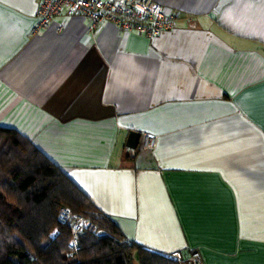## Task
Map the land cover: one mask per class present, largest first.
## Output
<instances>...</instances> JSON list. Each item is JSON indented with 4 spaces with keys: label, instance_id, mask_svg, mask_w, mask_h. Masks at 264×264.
<instances>
[{
    "label": "crops",
    "instance_id": "crops-1",
    "mask_svg": "<svg viewBox=\"0 0 264 264\" xmlns=\"http://www.w3.org/2000/svg\"><path fill=\"white\" fill-rule=\"evenodd\" d=\"M39 1L0 0V126L127 242L264 264V0H157L179 19L154 37L80 13L37 30Z\"/></svg>",
    "mask_w": 264,
    "mask_h": 264
},
{
    "label": "trees",
    "instance_id": "trees-1",
    "mask_svg": "<svg viewBox=\"0 0 264 264\" xmlns=\"http://www.w3.org/2000/svg\"><path fill=\"white\" fill-rule=\"evenodd\" d=\"M70 206L110 235L80 234L71 253L72 228L58 221ZM58 227V233L52 236ZM0 264H178L127 242L113 218L101 212L82 189L34 142L0 126Z\"/></svg>",
    "mask_w": 264,
    "mask_h": 264
},
{
    "label": "built area",
    "instance_id": "built-area-1",
    "mask_svg": "<svg viewBox=\"0 0 264 264\" xmlns=\"http://www.w3.org/2000/svg\"><path fill=\"white\" fill-rule=\"evenodd\" d=\"M66 14L72 16L80 13L89 20V30L95 31L102 22L110 21L123 30L133 31L154 37L176 26L179 19L177 13H169L157 0H40L37 10L39 17L37 30L47 27L53 19ZM62 24L59 26L61 30ZM141 144L145 148L154 149L157 146V136L143 133ZM58 221L72 228L70 240L71 253L80 249L78 237L85 232L96 235H110L118 242L124 240L105 232L96 221L75 212L70 206H61L58 212ZM56 227L52 236L58 233ZM159 253V252H158ZM162 256L178 264H204L197 251L185 253L181 249L169 252H160Z\"/></svg>",
    "mask_w": 264,
    "mask_h": 264
},
{
    "label": "water",
    "instance_id": "water-1",
    "mask_svg": "<svg viewBox=\"0 0 264 264\" xmlns=\"http://www.w3.org/2000/svg\"><path fill=\"white\" fill-rule=\"evenodd\" d=\"M142 133L140 131L132 130L129 134L127 146L130 149H136L141 141Z\"/></svg>",
    "mask_w": 264,
    "mask_h": 264
}]
</instances>
